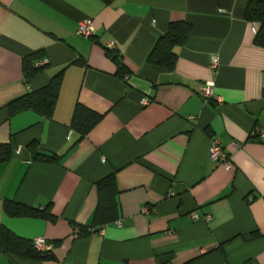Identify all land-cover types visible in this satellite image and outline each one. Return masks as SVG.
I'll use <instances>...</instances> for the list:
<instances>
[{"label": "crops", "instance_id": "1", "mask_svg": "<svg viewBox=\"0 0 264 264\" xmlns=\"http://www.w3.org/2000/svg\"><path fill=\"white\" fill-rule=\"evenodd\" d=\"M248 1L0 0V145L12 151L0 162V227L52 246L40 261L0 252V264H264V137L254 131L264 129V47L244 19ZM87 19L92 34L77 35ZM179 21L193 28L174 66L148 61ZM39 54L32 66L43 69L25 81L23 60ZM59 71L50 118L8 111ZM207 81L221 102L199 95ZM77 103L101 116L82 136L70 125ZM211 139L231 169L208 156ZM32 140L58 163L33 162ZM111 173L117 218L85 231L95 183ZM7 200L51 218L9 216Z\"/></svg>", "mask_w": 264, "mask_h": 264}, {"label": "trees", "instance_id": "2", "mask_svg": "<svg viewBox=\"0 0 264 264\" xmlns=\"http://www.w3.org/2000/svg\"><path fill=\"white\" fill-rule=\"evenodd\" d=\"M109 3L111 0H102ZM244 19L255 27L253 43L259 47H264V0H249L244 9ZM193 25L190 22L179 21L168 25L166 32L155 42L148 55L147 60L159 66L171 69L176 61V54L173 48L183 45L187 40ZM113 60H117L113 50L108 49ZM43 55L28 57L23 60V74L25 81L30 80L35 74L41 71L45 64L33 67V61ZM128 69L119 66L116 76L123 78ZM62 71L50 78L48 84L34 91L26 92L24 95L9 101L6 107L10 113L21 110H33L39 115L50 118L53 114L57 96L62 82ZM100 115L77 103L74 107L71 128L78 132L79 136L86 134L100 119ZM27 149L33 162L56 164L59 157L52 152L42 150L37 141L32 140L27 144ZM12 151L8 144L0 145V162L8 160ZM98 204L93 214L91 229L98 231L103 225L114 221L118 215L116 195L118 194L116 177L111 173L95 183ZM3 209L5 213L13 217H47L51 215L47 209H36L22 203L10 200L4 201ZM97 228V229H96ZM85 232V233H88ZM52 250V247H51ZM49 251H40L34 247L33 240L16 235L5 226L0 227V252L2 254L14 255L22 259L45 260L50 258Z\"/></svg>", "mask_w": 264, "mask_h": 264}, {"label": "built area", "instance_id": "3", "mask_svg": "<svg viewBox=\"0 0 264 264\" xmlns=\"http://www.w3.org/2000/svg\"><path fill=\"white\" fill-rule=\"evenodd\" d=\"M93 32L92 23L89 19L82 20L78 23V28L76 30L77 35H81L83 37H89ZM114 46L113 42H110L107 44V48H112ZM217 64V57H213L212 59V65L216 66ZM214 84L212 81L205 82L199 90V95L206 101H216L221 102V99L215 95L213 90ZM146 103L147 101L144 100ZM254 131H257V135L264 137V129L261 127H256ZM251 135H255L254 132L251 133ZM67 138H70V134L67 136ZM234 148L240 147V144L238 142H233L231 144ZM208 156L217 162L218 164H221L225 169H231V163L229 161V156L227 151H225L218 141L216 139H211L208 147ZM196 217V215H194ZM93 231V229H91ZM103 228L99 229V232H102ZM34 247L40 251H49L51 250V244L47 243V241L43 237H36L33 240Z\"/></svg>", "mask_w": 264, "mask_h": 264}]
</instances>
